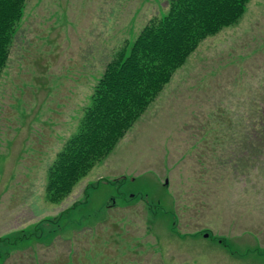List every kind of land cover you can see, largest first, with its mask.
Returning a JSON list of instances; mask_svg holds the SVG:
<instances>
[{
  "label": "rangeland",
  "instance_id": "374dc122",
  "mask_svg": "<svg viewBox=\"0 0 264 264\" xmlns=\"http://www.w3.org/2000/svg\"><path fill=\"white\" fill-rule=\"evenodd\" d=\"M169 1H27L0 81V263L264 264V0L205 39L115 149L48 200L52 148Z\"/></svg>",
  "mask_w": 264,
  "mask_h": 264
},
{
  "label": "trees",
  "instance_id": "16d2710c",
  "mask_svg": "<svg viewBox=\"0 0 264 264\" xmlns=\"http://www.w3.org/2000/svg\"><path fill=\"white\" fill-rule=\"evenodd\" d=\"M27 1L0 0V81L8 67ZM249 2L170 0L167 10L151 20L139 37L106 65L78 133L51 165L48 200L57 204L68 197L78 181L115 149L199 45L240 21ZM260 111L263 115L259 119L264 121L261 106L258 114ZM258 128L264 135V124L256 125ZM2 253L0 264L10 256L9 252Z\"/></svg>",
  "mask_w": 264,
  "mask_h": 264
},
{
  "label": "crops",
  "instance_id": "0c3cea01",
  "mask_svg": "<svg viewBox=\"0 0 264 264\" xmlns=\"http://www.w3.org/2000/svg\"><path fill=\"white\" fill-rule=\"evenodd\" d=\"M83 62H82V64H85V61H84V59L82 60ZM97 63H99V60H98V62ZM84 74H85V72L83 71V72H80V77H81V81L85 78V76H84ZM98 78H100V77H98ZM80 86L79 85H77V94L78 93H81V92H83V90H82V88L80 89L79 88ZM76 88V87H75ZM78 91H80V92H78ZM85 99H82V98H80V99H78L77 100V103H76V106H75V108L78 110L79 109V106H81V116H83V112H84V108H85ZM74 108V109H75ZM72 107L71 108H69V106H65L64 107V115H65V117L64 118H61V120H60V122L63 124V122L65 121V122H68L69 120H71L72 119V117H71V114H73V110H74ZM70 110H72V111H70ZM69 118V119H68ZM62 134H66V132L65 131H62ZM60 139V138H59ZM54 141H53V144L54 143H56L57 142V140H58V138H54L53 139ZM61 140V139H60ZM57 144V143H56ZM59 145V147L58 148H56L55 150L52 148V152H54L53 153V156H54V160L56 159V157H57V155L62 151V149H63V143H60V144H58ZM54 162V161H53ZM33 164H35V163H33ZM18 174H20V175H23V176H35L36 174H37V171H36V166H34L32 169H25V168H22L21 166L20 167H18ZM46 175H47V170L45 169V173H44V177H43V173H42V180H41V190H43V186H44V183H45V181H46ZM44 203L45 204H49L46 200H44ZM47 206V205H46ZM49 207H47L46 209H48ZM51 208V207H50ZM32 222H35V221H31V222H25V223H23L24 225H27V224H30V223H32ZM2 221H0V238L2 237V236H4L5 235V233H3V232H1V227H2ZM13 228H11L10 230H12ZM21 231H23V230H21ZM21 231H19V232H21ZM17 251H22V249H19V250H17ZM26 251V250H25ZM41 251H49V250H47L46 249V246L45 245H43V248L41 249ZM61 252H63V251H60V255H62L63 256V254H61ZM64 256H65V254H64Z\"/></svg>",
  "mask_w": 264,
  "mask_h": 264
},
{
  "label": "water",
  "instance_id": "95a60500",
  "mask_svg": "<svg viewBox=\"0 0 264 264\" xmlns=\"http://www.w3.org/2000/svg\"><path fill=\"white\" fill-rule=\"evenodd\" d=\"M208 235H206V237H207Z\"/></svg>",
  "mask_w": 264,
  "mask_h": 264
}]
</instances>
